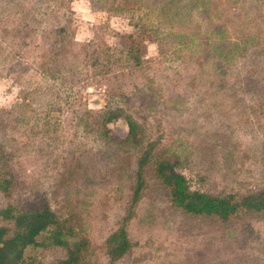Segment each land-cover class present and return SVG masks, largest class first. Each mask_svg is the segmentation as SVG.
I'll return each mask as SVG.
<instances>
[{"label": "rangeland", "instance_id": "1", "mask_svg": "<svg viewBox=\"0 0 264 264\" xmlns=\"http://www.w3.org/2000/svg\"><path fill=\"white\" fill-rule=\"evenodd\" d=\"M210 1L209 12L197 20L213 45L201 65L193 51L175 59L173 45L164 50L150 36L144 65L135 68L125 59L120 39L137 30L98 0L39 1L57 18L47 15L29 37L22 29L21 40L0 30V49L8 56L0 61V148L9 153L19 182L11 202L44 200L61 217H78L79 232L91 242L85 264H111L105 241L128 204L139 156L101 137L96 121L109 108L132 113L147 140L159 141V152L178 161L193 191L243 194L264 188V0ZM1 13L0 7V28ZM67 26L74 52L65 64L50 63V69L61 67L63 73L47 78L36 68L54 51L49 30ZM215 28L222 37L211 34ZM244 43L245 50L220 75L215 48L226 51ZM26 68L20 84L18 73ZM38 85L49 91L47 97L36 96L31 108L24 107L22 91ZM109 128L120 136L127 130L122 120ZM155 186L151 181L152 190L129 227L135 248L115 264H264L263 219L221 225L188 217ZM8 202L0 195V207ZM31 254L44 264L65 256L58 248Z\"/></svg>", "mask_w": 264, "mask_h": 264}, {"label": "trees", "instance_id": "2", "mask_svg": "<svg viewBox=\"0 0 264 264\" xmlns=\"http://www.w3.org/2000/svg\"><path fill=\"white\" fill-rule=\"evenodd\" d=\"M27 1L30 0L23 2L0 0L2 8L0 30L15 33L19 40L22 29L27 28L26 35L29 37L36 33L37 25L46 20L47 15L57 18L56 14L53 16L49 14L54 13L50 5L42 6L39 3L46 0H37V7L30 6L26 9L23 3ZM210 2V0H98L106 11L127 17L131 26L137 30L136 35L124 34L120 39L125 47L122 52L125 59L135 68L144 65L145 42L150 36L157 40L162 48L164 46V50L168 45H173L171 54L175 59L181 58L185 50L193 51L196 54L195 61L200 65L203 60L209 59L208 48L213 45H210V40L203 35L197 20L209 12ZM15 8L20 11L14 13ZM41 8L48 10L47 13H43ZM36 10H40L37 18L34 13ZM17 15L21 18L16 19ZM215 33L223 36L220 31L216 32V28L211 34ZM49 35H52L54 51L52 49L48 59H44L36 68L47 78L63 73L61 67L56 70L50 69V63L60 65L63 61L65 64L74 52L70 26L53 29V32L50 29ZM218 42L219 45L223 44V40ZM26 44L25 41L23 45ZM219 45L214 50L219 60L215 67L220 75H226L236 53L245 50L246 45L245 43L234 45L226 51ZM3 53L4 49L1 48L0 61L6 62L8 56ZM202 53L206 55L203 56ZM78 54V50L75 51V57ZM87 60L84 59L86 62ZM26 72H29L28 68L18 73L17 80L20 84L25 83ZM22 92L26 94V101L23 104L26 108H31L36 102V96L47 97L49 93L40 85ZM48 104L55 103L49 101ZM119 120L126 124L124 136L109 128ZM96 127L106 141L139 152L136 168L131 177L128 204L117 228L105 241L106 255L111 264L127 257L136 246L131 239L129 227L137 216L141 202L151 189V181L155 182V187L163 192L175 209L188 217L211 219L221 225L246 222L250 218L264 220V188L243 194L214 195L193 191L185 175L178 171V161L172 159L171 155L159 152V141L147 140L143 125L127 109L116 107L103 111L96 121ZM0 149V195L9 200L0 207V264H44L31 252L50 248H58L65 253L64 258L52 264H85L91 242L86 235L79 232L82 226L78 222V217L69 214L67 218H63L44 200H32L29 203L11 202L10 198L19 182L13 174L9 153Z\"/></svg>", "mask_w": 264, "mask_h": 264}]
</instances>
